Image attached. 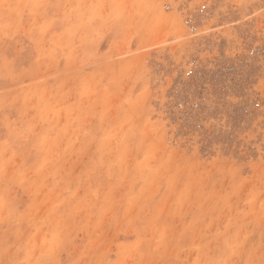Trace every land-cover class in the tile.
Returning a JSON list of instances; mask_svg holds the SVG:
<instances>
[{
  "label": "rangeland",
  "instance_id": "obj_1",
  "mask_svg": "<svg viewBox=\"0 0 264 264\" xmlns=\"http://www.w3.org/2000/svg\"><path fill=\"white\" fill-rule=\"evenodd\" d=\"M0 264H264V0H0Z\"/></svg>",
  "mask_w": 264,
  "mask_h": 264
},
{
  "label": "built area",
  "instance_id": "obj_2",
  "mask_svg": "<svg viewBox=\"0 0 264 264\" xmlns=\"http://www.w3.org/2000/svg\"><path fill=\"white\" fill-rule=\"evenodd\" d=\"M184 24L187 26V28L189 29L190 32L194 33L196 31V27L190 19H186L184 21ZM251 53H252V51H251ZM177 106H179V108H183V103L179 102ZM255 106L258 107L259 105L256 104Z\"/></svg>",
  "mask_w": 264,
  "mask_h": 264
},
{
  "label": "bare ground",
  "instance_id": "obj_3",
  "mask_svg": "<svg viewBox=\"0 0 264 264\" xmlns=\"http://www.w3.org/2000/svg\"><path fill=\"white\" fill-rule=\"evenodd\" d=\"M42 112H43V111H42ZM40 143H41V142H40ZM43 145H44V143H43ZM43 145H42V146H43ZM42 148H43V147H42ZM40 149H41V148H40Z\"/></svg>",
  "mask_w": 264,
  "mask_h": 264
}]
</instances>
